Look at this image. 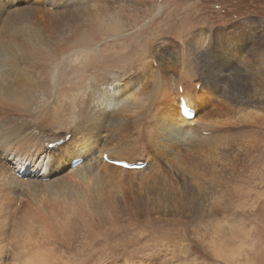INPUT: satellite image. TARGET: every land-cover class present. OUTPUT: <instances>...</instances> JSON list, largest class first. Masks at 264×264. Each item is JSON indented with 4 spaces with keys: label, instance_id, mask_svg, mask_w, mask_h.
Listing matches in <instances>:
<instances>
[{
    "label": "bare ground",
    "instance_id": "6f19581e",
    "mask_svg": "<svg viewBox=\"0 0 264 264\" xmlns=\"http://www.w3.org/2000/svg\"><path fill=\"white\" fill-rule=\"evenodd\" d=\"M105 1L0 0V242L14 218L38 217L46 226L40 250L53 261L58 243L88 237L98 245L105 225L140 214L159 219L158 213L198 210L201 189L217 179L212 160L228 156L249 127L263 132L260 25L250 27L252 19H244L224 29L202 28L190 39L169 34L179 39L164 46L154 43L152 33L133 46V53L141 51L137 58L125 62L119 49L129 38L122 29L128 23ZM101 16L114 18V69L105 74L102 63L95 65L103 62L91 56L100 46H75L78 63L93 65L83 79L71 77L73 67L49 70L46 59L53 51L67 52L78 36L74 27ZM38 100L43 106L35 111ZM105 155L143 165L127 168ZM77 159L81 163L72 167ZM211 173L216 179L209 180ZM0 264L6 259L0 257Z\"/></svg>",
    "mask_w": 264,
    "mask_h": 264
},
{
    "label": "rangeland",
    "instance_id": "374dc122",
    "mask_svg": "<svg viewBox=\"0 0 264 264\" xmlns=\"http://www.w3.org/2000/svg\"><path fill=\"white\" fill-rule=\"evenodd\" d=\"M106 2V6L111 5L110 8H113V14L114 8L123 12L128 23V27L124 26L122 29L130 33L129 38L119 49L124 53L121 60L125 62L137 58L141 51L137 49L133 53V46L144 44L152 33L156 37L154 43L164 46L166 42L179 39V36L190 39L194 32L199 33L202 28L224 29L239 21L245 22L244 19H252L248 25L252 24L256 28L257 23L260 27L256 30L264 35V0H110L113 3L106 0L105 4ZM113 22L112 16L109 20L108 17L101 16L94 22L85 18L74 27L78 30V36L75 41L70 42L67 51L75 46H100L91 56L95 58L94 62L103 59V62L97 61L95 65L102 63L105 74L111 72L118 59L114 55L118 45L114 43ZM169 34L178 37L175 39L169 37ZM228 35L233 36L230 31ZM62 42L59 40L56 44ZM129 47L131 52L126 51ZM190 59L193 62V54ZM92 67L85 59L72 68L74 75L71 77L78 79L81 76V79L82 73L90 68L92 70ZM262 93L264 95V91ZM260 126L263 132L259 130L256 134L252 131L258 130V126L249 127L246 135L233 148H228V156L212 160L214 164L209 166L217 173V179L211 173L209 180L215 178L216 181L205 184L201 189L204 196L200 198L199 195V211L185 208L183 213L174 215L158 213L159 219L140 214L114 222V225H105L102 230H98L95 239L100 242L97 246H93L92 238L88 237L70 245L58 243L54 252L58 258L55 264H85L86 260L94 257L93 264H229L233 258L240 264H264V124ZM187 176L190 175L186 173ZM190 182L198 187L196 180ZM215 188L220 190L216 192ZM220 201L225 203L221 205ZM206 208L211 211L212 217L208 213H200L206 211ZM144 210L146 206L143 205L140 212ZM223 216L225 219H222ZM235 223L242 224L247 233L245 247L239 254L236 251V241L231 238V226ZM224 238L225 246L221 249L219 244H222Z\"/></svg>",
    "mask_w": 264,
    "mask_h": 264
},
{
    "label": "clouds",
    "instance_id": "9594fccd",
    "mask_svg": "<svg viewBox=\"0 0 264 264\" xmlns=\"http://www.w3.org/2000/svg\"><path fill=\"white\" fill-rule=\"evenodd\" d=\"M51 47L56 49L55 42H53ZM76 51V48L64 53L53 51L45 63L48 65L49 70L56 68L57 65L75 67L78 61L73 53ZM60 75H64L63 69ZM31 87L35 89L36 86ZM137 91L138 89L130 94L126 100L131 99ZM42 106V102L38 100L33 110L39 111ZM45 227L43 221L38 217L25 214L14 218L10 223L7 236L0 242V257L6 258V264H55V261L46 258V252L40 250L43 244L41 237ZM231 228V238L236 241V251L239 254L245 247L247 233L244 226L240 223L233 224ZM229 264H240V262L233 258V261L229 262Z\"/></svg>",
    "mask_w": 264,
    "mask_h": 264
}]
</instances>
